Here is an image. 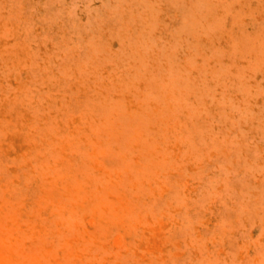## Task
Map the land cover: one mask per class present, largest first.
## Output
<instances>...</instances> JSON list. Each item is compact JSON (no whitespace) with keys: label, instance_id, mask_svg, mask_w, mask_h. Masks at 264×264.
<instances>
[{"label":"rangeland","instance_id":"obj_1","mask_svg":"<svg viewBox=\"0 0 264 264\" xmlns=\"http://www.w3.org/2000/svg\"><path fill=\"white\" fill-rule=\"evenodd\" d=\"M263 20L0 0V264H264Z\"/></svg>","mask_w":264,"mask_h":264},{"label":"bare ground","instance_id":"obj_2","mask_svg":"<svg viewBox=\"0 0 264 264\" xmlns=\"http://www.w3.org/2000/svg\"><path fill=\"white\" fill-rule=\"evenodd\" d=\"M9 1V0H8ZM21 1H24V0H21ZM166 1V0H165ZM10 2H11V0H10ZM172 2V1H171ZM174 2V1H173ZM189 2V1H188ZM203 2V1H202ZM161 3V2H160ZM190 3V2H189ZM175 4H178V3H175ZM181 4V3H180ZM184 4V3H183ZM160 5V4H159ZM192 5H194V4H192ZM214 5V4H213ZM195 7V6H194ZM196 8V7H195ZM89 9V8H88ZM186 10V9H185ZM96 11H98L97 9H96ZM13 13V12H12ZM14 13H16V12H14ZM184 13H185V11H184ZM242 14V13H241ZM8 15V14H7ZM112 15H114V14H112ZM117 15V14H116ZM243 16V15H242ZM242 16H240V17H242ZM184 17V16H183ZM100 18H102V17H100ZM186 18V17H185ZM238 18V17H237ZM25 19H26V17H25ZM130 19H131V17H130ZM144 19V18H143ZM236 19V18H235ZM123 20V19H122ZM96 21V20H95ZM145 21V20H144ZM264 21V20H263ZM259 22V21H258ZM207 24V23H206ZM107 26V25H106ZM111 27H115V26H111ZM117 27V26H116ZM197 28H199V27H197ZM209 28V27H208ZM234 29V28H233ZM156 31V30H155ZM158 31V30H157ZM191 31V30H190ZM152 32V31H151ZM150 31H149V33H151ZM195 32H197V31H195ZM204 32V31H203ZM192 33H194V32H192ZM198 33V32H197ZM206 33V32H205ZM228 33V32H227ZM202 34V33H201ZM201 34H199V35H201ZM229 34V33H228ZM218 36V35H217ZM223 37V36H222ZM122 39V38H121ZM42 41H43V39H42ZM234 41V40H233ZM118 45V44H117ZM188 45H190V44H188ZM139 47V46H138ZM142 47H143V45H142ZM194 47V46H193ZM88 48V47H87ZM117 49V48H116ZM142 49V48H141ZM144 50V49H143ZM145 51V50H144ZM189 51V50H188ZM244 51H246V50H244ZM190 52V51H189ZM144 54V53H143ZM46 55V54H45ZM196 55H197V53H196ZM254 58V57H253ZM230 59V58H229ZM181 60V59H180ZM234 60V59H233ZM58 61H60V60H58ZM232 61V60H231ZM248 61V60H247ZM99 62V61H98ZM128 62V61H127ZM186 62V61H185ZM194 62V61H193ZM60 63V62H59ZM197 63V62H196ZM200 64V63H199ZM198 64V65H199ZM141 65V64H140ZM170 65V64H169ZM202 65V64H201ZM205 65V64H204ZM204 65H203V67H204ZM134 67H136V66H134ZM138 68V67H137ZM172 68V67H171ZM173 69V68H172ZM205 69H207L206 68V65H205ZM222 73V72H221ZM225 73V72H224ZM245 73V72H244ZM227 74V73H226ZM225 74V75H226ZM215 75V74H214ZM203 76H205V75H203ZM217 76V75H216ZM251 76V75H250ZM206 77V76H205ZM218 77V76H217ZM220 77V76H219ZM260 79V78H259ZM98 80V79H97ZM264 82V81H263ZM106 85V84H105ZM33 89V88H32ZM120 90V89H119ZM37 94V93H36ZM38 95H39V93H38ZM113 96V95H112ZM100 101V100H99ZM90 103V102H89ZM21 104V103H20ZM90 105H92V104H90ZM19 106V105H18ZM102 106V105H101ZM149 106V105H148ZM3 108V107H2ZM65 108H66V106H65ZM68 109V108H67ZM110 111V110H109ZM107 113V112H106ZM109 113V112H108ZM62 114H64V113H62ZM94 114H95V112H94ZM101 114V113H100ZM177 116V115H176ZM185 116V115H184ZM108 117H109V115H108ZM136 117V116H135ZM157 117V116H156ZM186 117V116H185ZM137 118V117H136ZM112 119V118H111ZM137 120V119H136ZM115 121V120H114ZM140 121H143L142 119L140 120ZM87 122V121H86ZM126 122V121H125ZM144 122V121H143ZM82 123H83V121H82ZM119 123V122H118ZM122 123V122H121ZM138 123V122H137ZM80 124H81V122H80ZM147 124V123H146ZM77 125V124H76ZM118 125V124H117ZM126 125V124H125ZM193 126V125H192ZM120 128V127H119ZM139 128H140V125H139ZM157 130V129H156ZM150 131V130H149ZM154 131V130H153ZM121 132V131H120ZM124 132V131H123ZM180 132V131H179ZM206 132V131H205ZM72 133V132H71ZM185 133V132H184ZM186 134V133H185ZM207 134H208V132H207ZM62 136V135H61ZM74 136V135H73ZM113 137V136H112ZM128 137V136H127ZM162 137V136H161ZM164 137V136H163ZM174 137V136H173ZM165 138V137H164ZM163 138V139H164ZM175 138V137H174ZM188 138V137H187ZM186 138V139H187ZM168 139H170V138H168ZM4 141V140H3ZM251 141V140H250ZM5 142V141H4ZM176 143V142H175ZM8 145V144H7ZM206 146V145H205ZM211 147V146H210ZM213 147V146H212ZM14 148V147H13ZM145 148V147H144ZM147 148V147H146ZM206 148V147H205ZM217 148V147H216ZM143 149V148H142ZM208 149H210V148H208ZM129 150V149H128ZM150 151V150H149ZM153 151V150H152ZM0 152H1V150H0ZM247 152V151H246ZM154 153V152H153ZM1 154V153H0ZM156 154V153H155ZM255 154V153H254ZM52 155V154H51ZM157 156V155H156ZM255 156H257V155H255ZM87 158H88V156H87ZM91 158V157H90ZM161 160V159H160ZM224 160V159H223ZM37 161V160H36ZM41 162V161H40ZM162 162V161H161ZM186 162H188V161H186ZM27 165H29V164H27ZM43 165H45V164H43ZM180 166V165H179ZM200 166V165H199ZM198 166V167H199ZM181 167V166H180ZM201 167V166H200ZM236 168V167H235ZM252 168V167H251ZM78 169V168H77ZM75 170V169H74ZM73 171V170H72ZM75 171H77V170H75ZM80 171V170H79ZM78 172V171H77ZM82 172H84V171H82ZM124 174V173H123ZM74 175V174H73ZM116 175H118V174H116ZM133 175V174H132ZM135 175V174H134ZM30 176V175H29ZM50 176V175H49ZM136 176V175H135ZM173 177V176H172ZM130 180V179H129ZM139 180V179H138ZM141 182V181H140ZM133 185H134V183H133ZM91 189V188H90ZM200 189V188H199ZM92 190V189H91ZM116 192V191H115ZM151 192V191H150ZM243 192V191H242ZM17 195V194H16ZM67 197V196H66ZM65 197V198H66ZM177 197V196H176ZM62 198V197H61ZM178 198V197H177ZM199 198V197H198ZM179 199V198H178ZM137 202H138V200H136ZM19 204V203H18ZM70 205V204H69ZM224 207V206H223ZM56 211V210H55ZM241 211V210H240ZM235 212V211H234ZM237 212V211H236ZM31 213V212H30ZM56 213V212H55ZM54 214V213H53ZM60 216V215H59ZM226 216H228V214L226 213ZM61 217V216H60ZM189 218V217H188ZM241 218V217H240ZM249 218H250V216H249ZM178 219V218H177ZM184 218H182V220H183ZM10 220V219H9ZM75 221V220H74ZM81 222V221H80ZM168 222V221H167ZM5 223V222H4ZM53 224H55V223H53ZM57 224V223H56ZM250 224V223H249ZM101 225V224H100ZM115 226V225H114ZM114 226H112V227H114ZM128 227V226H127ZM34 228V227H33ZM36 228V227H35ZM117 228V227H116ZM45 229V228H44ZM118 229V228H117ZM145 230V229H144ZM220 231V230H219ZM45 232V231H44ZM221 232V231H220ZM57 234V233H56ZM37 236V235H36ZM123 236V235H122ZM232 236V235H231ZM127 237H129L128 235H127ZM234 237V236H233ZM122 239H124V238H122ZM46 241H47V239H46ZM128 241V240H127ZM130 241V240H129ZM87 251H88V249H87ZM103 251V250H102ZM31 257H29V259H30ZM43 258V257H42ZM19 260V259H18ZM21 260V259H20ZM20 262V261H19ZM12 263V262H11Z\"/></svg>","mask_w":264,"mask_h":264}]
</instances>
